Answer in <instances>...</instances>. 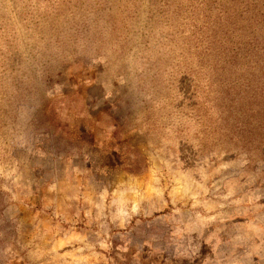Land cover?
<instances>
[{"label":"rangeland","instance_id":"1","mask_svg":"<svg viewBox=\"0 0 264 264\" xmlns=\"http://www.w3.org/2000/svg\"><path fill=\"white\" fill-rule=\"evenodd\" d=\"M0 264H264V0H0Z\"/></svg>","mask_w":264,"mask_h":264}]
</instances>
